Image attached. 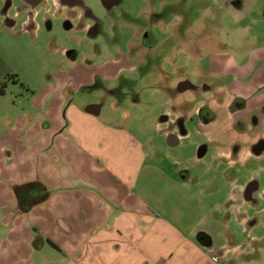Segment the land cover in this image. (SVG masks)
Masks as SVG:
<instances>
[{"label": "rangeland", "instance_id": "374dc122", "mask_svg": "<svg viewBox=\"0 0 264 264\" xmlns=\"http://www.w3.org/2000/svg\"><path fill=\"white\" fill-rule=\"evenodd\" d=\"M79 1L47 0L30 12L0 0V52L20 80L0 93V127L28 115L32 97L66 83V124H71L72 107L85 112L99 105L101 113L94 117L106 128L125 132L130 147L154 152L153 158L179 177L188 172L192 182L203 181L216 208L208 214L220 224L210 226L214 261L264 264V202L250 205L239 191L253 178L264 191V162L237 157L238 150L243 156L249 152V132L256 128L236 119L237 97L230 90L234 72L240 71L234 64L246 63L264 48V18L256 22L257 13L249 12L257 3L264 15V0H244L242 14L236 8L240 0H118L111 9L103 0ZM95 21L102 26L95 43L101 52L90 45ZM149 26L152 46L142 40ZM121 60L104 72L99 69ZM108 72L114 78H100ZM204 107L206 122L199 115ZM47 109L49 104L35 112L36 119ZM180 125L190 133L185 147H167L168 133ZM195 219L183 215L184 227L198 226Z\"/></svg>", "mask_w": 264, "mask_h": 264}, {"label": "crops", "instance_id": "0c3cea01", "mask_svg": "<svg viewBox=\"0 0 264 264\" xmlns=\"http://www.w3.org/2000/svg\"><path fill=\"white\" fill-rule=\"evenodd\" d=\"M257 5L249 12L259 22L264 15ZM237 11L246 12L244 0ZM234 65L240 71L230 90L246 104L236 119L247 126L257 119L249 152L237 157L263 163L264 154L251 148L264 140V48ZM68 87L58 83L54 92L32 97L28 115L0 127V264H218L209 256L216 247L210 226L220 224L208 214L216 208L203 181L171 173L154 152L130 147L125 132L104 127L88 110L72 107L66 124ZM184 132H173L174 143L166 146L184 148L190 137ZM35 181L45 183L51 196L22 215L14 187ZM188 214L198 226L184 227Z\"/></svg>", "mask_w": 264, "mask_h": 264}, {"label": "flooded vegetation", "instance_id": "af4514ba", "mask_svg": "<svg viewBox=\"0 0 264 264\" xmlns=\"http://www.w3.org/2000/svg\"><path fill=\"white\" fill-rule=\"evenodd\" d=\"M45 1L47 0H8V8L13 7L15 4H20L23 6L22 11H34L35 9H37L41 4H43ZM104 4L107 8L111 9L112 7H114L117 3L118 0H103ZM62 2H66V3H79V0H62ZM226 3L229 4H235L236 1H232V0H228L226 1ZM236 8L237 10H241L242 9V0L238 1V3H236ZM21 12V11H20ZM13 23L11 22V26ZM102 33V26H101V22L99 21H95L93 28L90 29L89 35L91 37V43L90 44L92 48H94L95 50H97L98 52L104 51V49L101 47V45L99 44H95L98 41L99 36ZM142 40L144 45H149L152 46V42L155 43V35H154V29L153 26H149L147 29H145L142 32ZM123 60H125V57H123ZM123 60L121 61H116V62H107L105 64H101L99 66V69L101 72H104V69L108 68L109 65L113 64V65H120L123 63ZM111 72V71H110ZM110 72L106 73V74H101L100 78L101 79H112L114 78ZM118 75V74H117ZM122 75V74H121ZM117 77V76H116ZM120 77V75H118V78ZM187 88L186 85L182 86L181 90H185ZM244 102V103H243ZM236 103L238 105V107H246L245 101L237 98ZM90 107V106H89ZM89 109V108H88ZM205 109H207L206 107L202 108L199 111V115L200 117L205 120ZM102 110V109H101ZM206 121V120H205ZM252 121V125L255 126L257 119L255 116H252L251 118ZM245 123V122H244ZM246 124V123H245ZM247 126V124H246ZM177 132L181 135L184 134L185 129L183 125H180V127H178ZM251 135H253V131L249 132ZM174 143V136L173 133L170 132L166 138V144H172ZM252 152L254 155H263L264 154V140H260L257 144H255L254 146H252L251 148ZM239 151V150H238ZM259 183L258 180H253L252 182H250V184L247 186L246 190L243 193V198L245 200L246 203L259 207L263 202H264V191L261 189V185L259 187Z\"/></svg>", "mask_w": 264, "mask_h": 264}, {"label": "trees", "instance_id": "16d2710c", "mask_svg": "<svg viewBox=\"0 0 264 264\" xmlns=\"http://www.w3.org/2000/svg\"><path fill=\"white\" fill-rule=\"evenodd\" d=\"M11 82L17 84L20 80L16 74L12 73L10 65L0 52V93L2 95L5 94V90ZM14 192L17 198L18 211L22 215L29 213L34 207L45 203L51 196V190L42 181L15 186Z\"/></svg>", "mask_w": 264, "mask_h": 264}, {"label": "water", "instance_id": "95a60500", "mask_svg": "<svg viewBox=\"0 0 264 264\" xmlns=\"http://www.w3.org/2000/svg\"><path fill=\"white\" fill-rule=\"evenodd\" d=\"M102 107L99 105H92L89 107L88 111L92 114L99 115L101 113Z\"/></svg>", "mask_w": 264, "mask_h": 264}]
</instances>
